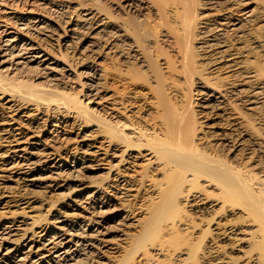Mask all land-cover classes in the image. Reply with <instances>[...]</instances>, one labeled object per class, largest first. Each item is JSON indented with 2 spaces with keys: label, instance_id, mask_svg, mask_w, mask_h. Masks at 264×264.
Instances as JSON below:
<instances>
[{
  "label": "bare ground",
  "instance_id": "obj_1",
  "mask_svg": "<svg viewBox=\"0 0 264 264\" xmlns=\"http://www.w3.org/2000/svg\"><path fill=\"white\" fill-rule=\"evenodd\" d=\"M102 1L46 0L51 14L0 16V78L32 73L41 81L30 84L60 93L84 77L85 97L33 104L0 79L9 118L0 121L9 171L0 190V264H112L130 240L153 244L162 231L160 251L171 247L183 264H240L218 255L226 245L264 264V0ZM55 19L65 25L59 34ZM56 34L71 55L54 53ZM114 79L151 84L153 111L137 118L140 93L111 90ZM60 127L76 133L66 151L53 145ZM142 157L157 178L128 174ZM147 181L156 202L138 218L131 197ZM36 190L57 199L40 200ZM186 206L207 218L193 244L180 229L190 219ZM233 209L242 219H225ZM138 223L136 237L129 229Z\"/></svg>",
  "mask_w": 264,
  "mask_h": 264
},
{
  "label": "rangeland",
  "instance_id": "obj_2",
  "mask_svg": "<svg viewBox=\"0 0 264 264\" xmlns=\"http://www.w3.org/2000/svg\"><path fill=\"white\" fill-rule=\"evenodd\" d=\"M9 1V0H8ZM34 1V2H32ZM37 3H36V2ZM46 0H23L22 2H19V4H13L12 6H10V4L8 5V3H3V2H0V16H3V15H9V16H23V15H31L29 14L30 12H35V11H38L39 13L41 12H44L42 14H45V13H49V9H47V11H45L46 9L41 5V3L45 2ZM76 2H87L88 1L90 3H93L95 2L96 6H102L103 5V1L102 0H75ZM98 1V3H97ZM100 1V2H99ZM39 2V3H38ZM32 3V4H31ZM33 9V10H32ZM35 9V11H34ZM28 13V14H27ZM51 14V12L49 13ZM34 15V14H32ZM69 15V14H68ZM125 15V14H124ZM146 15V14H145ZM50 16V15H49ZM73 17V16H72ZM126 19H129V17H127V15L123 16V18ZM131 17H134L135 16H131ZM148 16H144V17H141V18H147ZM62 21H63V18H61ZM58 20V19H55L53 22V24H56V27H58V34L59 32H63V29L65 27V25L62 24V21ZM133 19V18H132ZM58 20V21H57ZM0 23H1V20H0ZM4 24V23H3ZM33 33V31H32ZM2 35V34H0ZM36 36V35H35ZM34 37V36H33ZM0 44H1V41L3 40L2 39V36H0ZM37 39V38H35ZM54 40H52V47H54L55 51L54 53H56L59 57L61 55H65L66 53L67 54H72V52H74V50H67L66 51V47L64 46H60L58 47V43L57 40L58 39V36L56 34V37L53 36ZM77 44V45H76ZM51 45V44H50ZM80 42L78 43H74L73 46H80ZM78 49H75V51L77 52ZM86 55V53H85ZM94 57V56H93ZM92 58V57H91ZM91 58H89V60H92ZM164 60H161V64L163 65V67L167 68V64H166V61H165V57H163ZM97 61V59H96ZM101 62V63H100ZM98 63L100 64H103L104 61L102 62V59H99L98 60ZM8 65V64H6ZM104 65V64H103ZM80 67L82 66H79L78 65V68L76 69V72L81 69ZM5 76V75H4ZM32 76V78H31ZM6 78V80H5ZM34 78V79H33ZM1 79V82H3L4 84H7L6 87H8L7 90L11 91V92H15L17 94H20L21 95H24V96H30V97H33V99L31 98L30 100L31 103H35V101L37 102H44L43 105H51V107H56V105L58 107L62 106V100L65 101V103L70 99L69 98V94H75V93H79V96H81V99L82 98H85L83 96V92H79L81 91V84L83 83V80H84V77H76L74 79V81H71V82H68V88L64 89V91H62L63 89L60 88L59 90H61V92L59 93L57 89H53L52 90V87H51V90L50 89H47V85L46 84H43L42 86L41 85H35L33 83L30 84V81L33 79L35 80V77L34 75H32V73H27V72H24V73H18L17 75H10V76H6L4 78H0ZM3 79V80H2ZM28 79H31V80H28ZM29 81L28 83L26 81ZM32 80V81H33ZM115 80L114 79V83L110 86V89L115 91V89H123V90H132L133 88H137V91L140 93V97H139V103H137V105H135L136 107L133 109V113L135 114V116H137V118H141L143 115H145L144 112H146L145 110H148L149 108V112L153 111L151 106L150 105L151 103L149 102H152L155 100V96L156 94L151 92V84L149 83H144L143 81H138V84L135 86V87H130L126 81H121V82H117L115 83ZM7 81V83L5 82ZM22 81V82H21ZM35 81L37 82H40L41 80L38 81V79H36ZM117 81V80H116ZM35 82V83H37ZM33 84V85H32ZM70 84V85H69ZM27 85H32V86H27ZM48 88H50L48 86ZM55 90L57 92H55ZM68 92V93H67ZM8 93V92H7ZM24 93H29V94H24ZM58 93V94H56ZM67 93V94H66ZM168 93H171V91H169ZM12 94V93H11ZM32 94V95H31ZM174 93H172L171 95H173ZM1 95V94H0ZM28 96V97H29ZM1 97V96H0ZM29 97V98H30ZM68 98V100H67ZM62 99V100H61ZM142 99V100H140ZM194 99H197L195 104H194V108L196 109V104L198 103V99H200L199 97H195ZM57 103H61L62 105H58L56 104ZM61 100V102H60ZM63 101V103H64ZM5 100H3L2 98H0V109L1 111L3 112L2 115H0V121L3 119H9L7 118V113H6V110H5V106H3ZM36 102V103H37ZM46 102H48L49 104H47ZM64 103V104H65ZM55 104V105H54ZM142 105H146L147 106V109H141ZM89 106H94V104H89ZM4 108V109H3ZM148 112V113H149ZM102 114V113H101ZM100 114V115H101ZM149 118V116L147 117ZM146 118V119H147ZM145 119V118H144ZM1 125V124H0ZM64 127V126H63ZM65 129V130H63ZM30 132V131H28ZM59 135L56 136V140L53 142V145L55 144V146H58L60 148H62V150L66 151V150H69L71 149V147H73V144H75V140H74V137H75V131L74 130H71L70 128H62L60 127V132L58 133ZM71 139V140H70ZM54 147V146H53ZM2 158L3 157H0V190L2 189V184L6 181H8L6 179V176L9 175V171L7 172V170L5 169V167H3V163H2ZM148 157H142L140 158V161L138 163V165L136 167H134V169L132 170H129L128 171V174L130 176H138V175H142L144 174L145 172H147L149 175H152V177L154 178H157V176H159L158 172H154L153 170V166L149 165L147 160ZM148 166V167H147ZM148 169V170H147ZM155 174V175H154ZM135 178V177H134ZM142 187H140L139 191L137 192H134L133 196L131 197V204L133 205L134 208H139L137 210V213H141L138 215V218H143L145 216V213L142 214L143 211H146L148 209V207L151 206V204L153 202H156L155 200V194H153V187H154V183L152 181H147L146 183L144 184H141ZM38 192L37 195L39 197V199L41 200H46L47 199L50 201V200H56L57 199V196L55 195L56 193H44V192H41L40 190H36ZM39 191H40V194H39ZM44 193V194H43ZM47 198V199H46ZM47 201V202H49ZM186 211H187V215H189L190 219L189 220H186L184 222V224H182V226H180V229H184L186 234H184L186 236V239L188 240V243L189 244H193V243H196V241H200V236H201V231H203V228L205 227V225L207 224V218H202V216L200 215H196L195 213H193L194 211L191 210V208L187 207L186 206ZM1 210V209H0ZM37 210H43L42 208H39L37 207ZM1 212V211H0ZM2 215V213H0V216ZM224 215L225 219H232V220H240L242 219L243 217V212L241 210H238V209H233L231 210L230 212H226ZM202 220V222H201ZM197 224L196 227H192L193 225ZM250 226V231H255V223H248ZM38 231L40 229H37ZM130 232L134 235V236H138L139 235V232H140V225L138 223V225H135L133 224V226L130 227ZM255 234H258L257 232ZM165 235V231H162V234L159 235L158 238H155L154 239V243L152 244L151 242V239L148 238L145 239L142 243V245H137L139 247H137L136 245L132 246V243L134 240H130L127 244L124 245V248H123V251L115 258L113 259L112 261V264L115 263H119V261L121 260L122 261V264H145L146 263V260L149 259L150 255L152 257H150L151 260H153V264H183L182 262L179 261V259L177 260V256L175 255H172V253H174L173 249L171 247H168L170 249V252L169 249L168 251L167 250H163V251H160V246L158 247L159 245V242L161 243L162 240H159L161 239V237H164ZM151 238V237H150ZM210 234L206 236V238L204 239V241L202 242V246L203 248L207 247L208 245V242L210 241ZM153 240V239H152ZM149 241V243L147 242ZM146 242V243H144ZM200 243V242H199ZM145 244L146 245H150L152 246V248L148 250V255H144V252H146L144 249H145ZM154 245V246H153ZM214 245V244H213ZM217 245V244H216ZM142 246V247H140ZM244 246V245H242ZM126 247V248H125ZM135 248V250L133 249ZM139 248V249H138ZM237 249H240V247L238 248L237 247H230V246H225V249H221V251L218 253L219 256H222V257H230V258H235V259H238L239 263L240 264H253V262L251 263V261L249 260H246L248 259L249 257H246V256H241V252L237 251ZM242 251H251L250 249H246L245 250V247L243 249H241ZM137 251V252H136ZM170 252V253H168ZM132 253V254H131ZM134 253V254H133ZM253 255L254 253H256V251H253L251 252ZM132 255V256H131ZM120 259V260H119ZM127 260V261H126ZM243 262V263H242ZM147 264H151V263H147ZM186 264H192V260L188 261ZM200 264V263H199ZM201 264H205L204 263H201Z\"/></svg>",
  "mask_w": 264,
  "mask_h": 264
}]
</instances>
